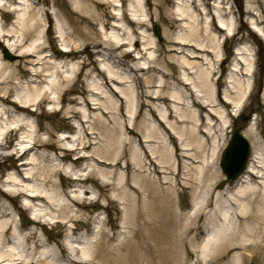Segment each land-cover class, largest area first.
<instances>
[{
    "label": "bare ground",
    "instance_id": "6f19581e",
    "mask_svg": "<svg viewBox=\"0 0 264 264\" xmlns=\"http://www.w3.org/2000/svg\"><path fill=\"white\" fill-rule=\"evenodd\" d=\"M124 1L127 2L126 5ZM70 2L71 9L65 12L64 18L66 20H63L59 18L60 14L56 11V7H60V0H55L53 6H48L47 8H43L42 5L37 8L35 0H0V15L4 17L6 14L5 12L14 15L13 22L9 27L3 28L0 24V41L3 40L5 42V50L8 49L9 51L17 52L23 57H32V66L28 68L30 79L27 83H29V85L35 84V86H32L33 88L24 90L23 95H18L13 98L10 86L12 85L14 88H17V83L20 82V78L17 77V75L19 73L21 74V71L18 67L12 66L0 59V103L2 105L7 104V107H0V119H3V123L0 124V149L6 147V143L1 141L3 136L6 137L13 132L23 130L21 134L23 138L17 144L19 146H17L16 149H20L24 154L28 152L31 149V145L35 143L36 139H33V135L37 130L32 129L26 118H20L15 114H33L35 109L32 106L42 101L44 97L47 96L50 99V94L52 93L59 91L68 93L76 90L74 87L66 90L65 88L72 84L77 77L81 61L73 59L57 60V58H63L80 52L78 49L79 44L74 41L72 38L73 35L89 41L85 46L86 49H88L90 44L99 47L103 43V54L108 58L112 55V51L110 54L109 46L116 49V45L122 46L124 41L130 38H132V42L134 40L133 33L131 30L130 32L127 30L123 31V35L127 36L123 38L121 34L118 33H114L113 37L104 35V40L101 39V43L99 39L100 31L95 32L98 20L104 25L109 24L113 29L121 31L124 30L123 28L125 26L127 27V25L137 23L144 24L146 20L149 19L146 14L147 2H149V0H70ZM175 2L177 5L174 12L177 17H174V13L170 14L168 25L172 28H177L179 22L184 21L183 24L185 28L179 32V35L173 38L170 37L173 40L170 52L176 53L175 55H178V57L183 56L177 60L175 56L173 58L174 62L176 60L183 66V70L181 71L182 76L180 79L173 82L176 88L175 91H170L169 95L164 96L161 94L160 89L147 95L149 99H164L170 102L169 104L161 103L160 106L156 104L155 107L157 109H155V111L159 115V118L152 117V115L148 114L150 115V120L147 121L146 127L143 130L144 132L142 133L144 137L143 141L148 142V144H146L148 146L147 150H144L138 143L131 144L132 138L130 140V146L133 145L134 147L132 151L133 162L136 166L140 167V170L137 172L139 175L138 178H140L141 181H136L137 177H135V183H141L139 184L140 193H143V195L145 194L143 202L144 208H142L139 213V220L142 228L136 232V235L141 237L145 242L148 240L147 244L150 246H152V239L159 243L165 242L171 244L170 247L164 249L167 256L163 264H169L171 262V252L174 254V264H189L188 259L191 256V251L188 247L189 243L186 244L188 242V240L185 241L186 237H180L178 241L174 242L167 234L157 233L161 231L160 227L157 228L158 215L162 211H171L174 206L175 198L169 195V193L171 189H173L172 183L175 182V180L174 177L164 176V181L158 182L157 179H154L155 172H152L153 169L151 165L154 161L163 172H165V169L168 170V173L180 171V163H178V161L183 160L185 156L181 158L178 157V151L172 141V135L176 133L179 140H181L180 146L185 150V155H192L194 159L201 161V165L195 166L194 168V170L198 171V176L193 179L191 175V178L195 180L194 183H199L200 185L193 186L194 204L184 215L186 219H190L192 222L190 227L186 226V228H189L187 229V233L191 232L193 234L190 239L193 241L197 239L204 227L212 228L211 233L198 244L201 249V254L196 261L203 263L206 260L205 257L211 255H214L213 259H216V249L221 245V249L225 248V253L221 259L230 256L232 259L231 264H264V151L261 149L262 146L258 145L260 143L263 144L264 139L262 141L263 137L260 136L259 140L256 138L257 134L252 126H248L244 130V134L251 138L253 145L252 159L245 173L235 181L234 185L231 186V188H226L225 191H221L218 190L221 170L216 167L219 163V154L216 156L215 163L207 161L205 157V139L203 135L200 134L202 132L208 133V135L213 138L212 142L216 143L218 139L214 136L212 130L213 118L221 119L225 117L224 115L227 113L228 108L232 106L234 108L231 113L234 116L239 115L242 111L244 102L252 85V74L254 71L253 54L247 44L237 45L235 47V58L233 66L230 67L227 89L224 92V100L222 101L220 96L218 97L219 89L216 85L215 73L217 72L218 63L222 61L223 58L221 43L224 42L228 36L232 37L236 33L237 21L233 13V6L230 0H214L212 3L213 10L209 12L208 6L202 0H176ZM41 3L43 5L46 3L48 4V0H41ZM109 6L113 7L112 12L106 11ZM61 7L64 8V5ZM101 10L105 11V13L98 15ZM83 13H86V15H83ZM110 14L113 18V22L111 23L109 20L107 21L104 19L105 16ZM52 15L55 16L56 20L55 28L57 31V38L62 41V47L59 50L57 49V51H59L57 53L46 50L47 46L45 45L43 35L46 18H50V16L54 17ZM68 22L69 24L72 23L73 32L68 30ZM201 22L204 23L206 29L204 27H202V29L199 27ZM213 24H215L216 28H214ZM255 26V28L260 29L262 32V29L257 27L256 23ZM217 28H219V31L223 32L220 33L216 31ZM101 29H103V25H101ZM160 30V26L155 24L151 31L153 34H150V38H146L144 31L141 30L143 33L141 38L142 49L145 57H142V53L137 52L136 56L140 57L142 64H134V67L137 68L142 66L141 68L143 69L149 68L150 60H152V62L154 61V63L156 62L155 58L157 56L155 48L157 47V34ZM260 35L264 37L263 32ZM204 36H206V38H203ZM188 45H192L200 51H203L201 57L202 63L193 61L195 58L194 56H192V58L190 54H185V52H183ZM42 50L46 52H41ZM189 53L192 54L194 52L189 51ZM125 55L132 56L130 52ZM10 56L12 57L15 55L10 53ZM9 60H11L10 57ZM45 63H49L50 66H46ZM38 64H40L39 67H35ZM101 66L102 68L100 67V69L105 71V67L108 65L102 62ZM160 66L165 68L169 67V64H161ZM195 66L198 67V84L197 81L194 83L192 82L190 73L185 70L186 68L193 70ZM118 71L119 69L113 70L112 67L107 68L108 74L110 77H113V79L117 78V81L121 83H126L130 80L131 76L125 75V73L122 74ZM88 74L90 78L87 83V98L78 102L79 104L81 103V105L77 110L75 107L67 109L69 118L74 117L76 114H80L83 121L88 122L96 115L90 110V107L101 109V117L106 116L109 112H114L115 114L111 115L113 119L122 118L123 113L119 107V100H121L125 103V114L128 115L130 121L133 122V119L138 116L137 109L144 105V100H140V96L137 93V87L131 83L127 89L116 87L118 90L115 92H117V96H119V99H117L111 96L109 91L102 89L103 86L101 83L106 85L104 81L102 82L97 77L95 81L92 70L88 71ZM241 74L243 76H241ZM245 76L247 78H242ZM164 77L165 74L156 78V87L162 88L168 84V80ZM2 84L6 86H2ZM191 84L197 94V98L205 105H201V108L204 109V107H206L208 109L205 123L202 122V116L194 102V98L186 97L183 94V91L188 89L187 85ZM198 85L201 88H199ZM99 98H102L105 102H101ZM71 101L77 102V99L74 98L71 99ZM51 108L55 107L51 106ZM173 111L177 114V117L180 118L179 121L184 122L183 124H179L178 119L176 122L170 120ZM13 114L14 117L10 118ZM4 119H6V121H4ZM223 119L224 122H228L227 119ZM201 124L202 128H200ZM132 126L133 124L131 126H128L127 123L122 124L123 134L125 135V133H128L129 135L133 129ZM92 127L91 125L89 126V133H92ZM178 127L179 129H177ZM113 128H106L109 135L116 132ZM224 129L225 126L223 130ZM186 134H189L187 138L184 137ZM68 137H70L68 134H61L62 139ZM152 138L159 139V143L156 144L157 141ZM42 145L47 146L48 143L42 142ZM106 146H108V152L114 155L120 154V150L114 147L113 139L107 143ZM72 149H75V147L72 146ZM213 151L210 161H213L217 154L218 147L216 144ZM148 155L150 157H148ZM29 160L30 158L22 161L21 165H27L30 163ZM186 167L187 162L185 161L183 163V168ZM88 168L89 169H86L85 172H74L72 174L73 178L87 181L89 178L83 177V175L87 176L90 173L89 171L91 169L90 167ZM98 174L103 178V181L112 180L111 170H98ZM16 179L13 173L7 174L5 182L0 188V203L6 200L11 202L18 195H26L35 199L43 197L48 203L51 200L54 202L51 195H49L51 198L48 197V199L41 193H29L24 190L14 191L12 186L17 184ZM123 181V176L120 175L118 177L119 184ZM162 183L166 184L163 189L159 187V184ZM162 191L165 193L164 195L161 194ZM121 195L122 197L127 196L125 193ZM126 199L127 198L124 197L122 203L125 205L124 210H126V213H129L132 208L131 199L129 200L128 198L129 203L124 201ZM71 200L79 206L87 205L82 203L81 199L78 197H73ZM209 207L211 208L206 215L205 223L197 225L199 213ZM171 212L175 214L174 210ZM18 216L16 215V218ZM45 216H48L51 222H57L60 219V217L55 214L47 215L45 213L40 214L36 211L33 212L34 220L37 223H41L42 220L40 217ZM153 216L155 217L154 221ZM20 226L21 225L16 222L15 216L11 212L6 208L0 210V264H60L59 262H53V260H56V258H54L57 254L56 249L47 246L45 247L46 249L43 248L42 245L48 243L41 241V239L37 237L36 231H29L21 235V233H19L21 230ZM82 235V237L75 238V243L72 242L62 248L60 245H57L61 248L58 255L62 256L61 252H65L67 253L66 256L69 258V263L85 264L95 253H103L102 256L103 258L106 256L107 261L115 250L118 251L117 248L113 246L109 247V244H103L96 249L93 243L95 237L93 238L86 234ZM69 238L70 234L68 235L67 241ZM128 241L130 240L128 239ZM156 242L155 246L157 245ZM14 244L18 247L15 248ZM174 246H176L175 250H173ZM49 250L53 253L48 252ZM79 251L81 256L76 257L75 253ZM50 256H53V258ZM133 257L132 264H139V262H142L140 256L137 257L134 255Z\"/></svg>",
    "mask_w": 264,
    "mask_h": 264
},
{
    "label": "rangeland",
    "instance_id": "374dc122",
    "mask_svg": "<svg viewBox=\"0 0 264 264\" xmlns=\"http://www.w3.org/2000/svg\"><path fill=\"white\" fill-rule=\"evenodd\" d=\"M175 1L176 0H150L147 2L146 7V14L149 19H147L144 24L137 23L127 25V27L125 26L123 28L124 30L121 31L113 29L109 24L104 25L98 20L95 32L100 31L99 39L101 43V39L104 40V35L113 37L114 33H118L121 34V37L123 38L127 37L126 35H123V31L127 30L130 32L131 30L133 33V42H131L132 38H130L124 43V45H116V49L109 46L110 54L112 51L113 56L111 55L108 58L103 54V43L99 47L90 44L88 49H86L85 46L89 41L73 35L72 38L79 44L78 49L80 52H76L63 58H57V60L73 59L82 62H80L77 77L72 84L65 88L66 90L74 87L76 90L68 93H65V91L52 93L50 94V99L47 96L44 97L42 101L38 102L35 106H32L35 109L33 114H15L20 118H26L32 129L37 130L33 135V139H36L35 143L31 145V149L21 157H19L20 152H17L19 150L16 148L19 146L17 145L19 141L23 138L21 137L23 130L2 137L1 141L6 143V147L0 149V188L5 182L7 174L13 173L17 178V184L12 186L14 191L24 190L29 193H41L47 198L51 195L54 202L51 200L48 203L43 197L35 199L26 195H18L11 202L6 200L5 202L0 203V210L6 208L15 216L16 222L22 226H20L21 230L19 231L21 235L23 233L26 234V232L29 231H36L37 237L40 238L41 241L48 243H44L42 245L43 248L47 246L56 249L57 254L54 256L56 260H53V262L71 264L68 261L69 258L66 256L67 253L61 252L62 256H59L58 252H60L62 247L67 246L72 242L75 243V238L82 237V234H86L87 236L95 237L93 243L96 246V249L103 244H109V247L113 246L117 248L118 251L115 250L107 261L106 256L103 258V253H95L85 264H132V257L134 255L142 258V262H139V264L164 263L163 261L167 256L164 249L170 247L171 244L165 242L159 243L152 239V246H150L147 244L148 240L145 242L141 237L136 235V232L142 228L139 220V213L140 210L144 208L143 202L145 194L143 195V193H140L139 184L141 183H135V177H137L136 181H141V179L138 178L139 175L137 172L140 170V167L136 166L133 162L132 151L134 150V147L133 145L130 146V140L132 138L131 144L138 143L144 150H147L148 146L146 144H148V142L143 141L144 137L142 133L144 132L143 130L146 127L147 121L150 120L149 116L152 115V117L159 118V115L155 111V109H157L155 107L156 104L160 106L161 103H170L169 100L164 99H149V96L147 95L149 93L152 94L153 91L158 89L161 90V94L164 96L169 95V92L175 91L176 88L173 82L177 81L182 76L181 71L183 70V66H181V63L176 60L183 56L178 57V55H175L176 53L170 52V48L173 45L172 38L179 35V32L185 28L183 24L184 21H180L177 28H172L168 25L170 14L174 13V17H177L174 12L177 5ZM202 1L208 6L209 12H212V3L214 0ZM35 2L37 8H39L40 5H42L43 8H47L48 6H53L55 0H48V4L46 3L45 5L41 3V0H35ZM60 2V7H56V11L60 14L59 18L66 20L64 15L66 11L71 9V2L70 0H60ZM126 3L127 2L124 1L125 5ZM230 3L233 6V13L236 17L235 20L237 21L235 29L236 34L232 37H227L223 53L226 60L223 63L221 62V64L218 63L216 69L217 72L215 73V75L218 76L220 73L219 70H222V76L217 84L220 99L223 101L224 92L227 89L230 67L233 66L235 47L237 45L247 44L250 47L254 57V71L252 74L251 89L249 95L246 97L242 111L239 115L234 116L231 113L234 108L232 106L228 108L227 113L224 115L225 117H223L227 120L231 119L233 125L225 127L223 130L226 123L223 121L224 119L213 118L212 130L214 136L218 139L216 143L212 142L213 138H211L208 133H200L205 139V157L210 163H215L216 156L224 151L226 143L230 140L233 129L236 127L247 128L248 126H252L257 134L256 138L259 140L260 136L263 137L262 141L264 139V37L260 35L262 32L264 33V0H230ZM62 5H64V8L61 7ZM106 11L112 12L113 7L109 6ZM5 13L4 17L3 15H0V24L3 28L9 27L14 19L12 13ZM103 13H105V11L101 10L98 15ZM83 15H86V13H83ZM104 19L107 21L109 20L110 23L113 22L111 14L105 16ZM255 23L257 24V27L262 29V32L260 29L255 28ZM155 24L160 26L162 32V40H157V47L155 48L157 56L155 58L156 62L154 63V61L152 62V60H150L149 68L143 69L141 68L142 66L136 68L134 67V64H142L140 57L136 56L137 52L142 53V57H145L142 49L141 38L143 33L141 30L144 31L146 38H150V34H153L151 31ZM55 25V16L46 18L45 32L43 35L45 45L47 46L46 50H51L52 52L57 53L59 52L57 49L59 50L62 47V41L57 38ZM101 25H103V29H101ZM213 26L216 28L215 24H213ZM199 27L201 29L202 27L206 29L203 22L200 23ZM72 29V23L69 24L68 22V30L73 32ZM216 31H219V28H217ZM219 32L222 33L223 31ZM203 38H206V36ZM187 47L183 52H185V54H190L191 57L194 56L196 59L194 58L193 61H199L202 63L201 57L203 51H200L192 45H188ZM4 51L5 42L2 40L0 41V59L12 66L18 67L21 71V74L19 73L17 75V77L20 78V82L17 83V88H14L12 85L10 86L12 89V97L15 98L18 95H23L24 90L35 86V84L29 85V83H27L30 79L28 68L32 66V57H23L17 52L11 51L15 56L13 59L9 60L4 56ZM189 51L194 53L191 54ZM41 52L46 51L42 50ZM128 52H130L132 56H126L125 54ZM174 56L176 58L175 62L173 60ZM102 62H105V64L108 65L105 67V71L100 69V67L102 68ZM167 63L169 64V67L162 68L160 66L161 64L163 65ZM45 64L46 66H50L49 63ZM39 65L40 64L35 67H39ZM108 67H112L113 70L119 69L118 72L131 76L133 81L130 78L129 81L131 82L127 81L126 83H121L120 81H117V78L113 79V77H110L107 72ZM197 69L198 67L195 66L193 68L194 71L188 68L185 70L190 73L192 82L194 83L197 81L198 84ZM91 70L95 77V81L99 78V80L102 82L104 81L106 84L104 85L101 83L103 86L102 89L109 91L110 95L117 99H119V96H117V92L115 91L118 90V87L127 89L130 83L137 87V93L140 96V100H144V105L137 109L138 116L133 119V122L130 121V117L125 114V103L121 100H119V107L123 113L122 118L113 119L111 115L115 114L114 112H109L106 116L101 117V109H94L93 107H90V110L96 115H94L88 122L83 121L80 114H76L74 117L69 118L67 109L75 107L77 110L81 105V103L79 104L78 102L87 98V83L90 78L88 71ZM164 74V78L168 80V84L162 88L156 87V78ZM241 76L243 75L241 74ZM242 78L245 79L247 77L245 76ZM2 86L6 85L2 84ZM198 87L201 88L199 85ZM187 88L188 89H185L186 91H183L184 96L194 98V102L202 116V122L205 123L207 120L206 114L208 113V109L206 107H204V109L201 108L204 103L200 102L197 98V94L193 89L192 84L187 85ZM74 98L77 99V102L71 101V99ZM99 100L105 102L102 98H99ZM51 106H54L56 109L51 108ZM0 107H7V104L2 105L0 103ZM242 115L246 116L247 119L243 120L241 118ZM13 117L14 114L10 118ZM177 119L179 124L184 123L179 121L180 118H178L177 114L173 111L170 120L176 122ZM4 121H6V119H4ZM129 121L133 124V129L131 130V133L126 136L123 134L122 124L127 123L128 126H131L132 124ZM2 123L3 119H0V124ZM90 125L91 127L93 125L92 133H89ZM107 126L114 127L113 129L116 132L109 135L106 130V128H108ZM200 128H202V124L200 125ZM177 129H179V127ZM61 134H68L70 137L62 139ZM188 135L189 134H186L184 137L187 138ZM248 138L251 140L250 137ZM112 139L115 149L120 150L119 155H114L113 153L108 152V146L106 145ZM152 139L154 140L155 138ZM155 140L157 141L156 144H158L159 139ZM172 141L178 151V157L181 158L182 156H185L183 160L178 161V163H180V171H172V173H168V170L165 169V172H163L154 161L151 165V168L153 169L152 172L154 171V175L157 177H154V179H157L158 182H163L164 176L174 177L175 180V182L172 183L173 189H171V192L169 193V195H172V197L175 198L174 206L172 207L175 214H173L171 210L168 212L162 211L158 215L157 228L160 227L161 231L157 233L167 234L174 242L178 241L180 237H186L185 241L188 240L186 244L189 243L188 247L191 251V256L188 259L189 264H231L232 259L230 256L221 259L225 253V248L221 249V245L216 249V259H213L214 255H211L206 256V260L203 263L196 261L201 254V249L198 244L212 231L211 227H204L197 239L191 241L190 239L193 234L191 232L187 233V229L189 228H186V226L190 227L192 222L184 216L194 204L193 186L200 185L199 183H194L195 180L193 179L198 176V171L194 170V168L195 166L201 165V161H197L198 159H194L192 155H185V150L180 146L181 140H179L176 133L172 135ZM42 142H47L48 145L43 146ZM215 144L218 147V151L214 160L210 161L211 153L214 152ZM258 145H261V149L264 151V141L263 144L260 143ZM72 146L75 147V149H72ZM148 157L150 156L148 155ZM28 158H30V163L22 166L21 162ZM185 161L187 162V167L183 168V163ZM88 167L91 169L89 171L90 173L87 176L83 175V177L89 178L87 181L73 178L72 174L74 172H85L86 169H89ZM216 167L221 170L218 190L225 191L226 188H231V185H233L232 181L226 180V176L219 163ZM98 170H111L112 180L103 181V178L98 174ZM120 175L123 176L124 180L121 184L118 182V177ZM191 175L193 179L191 178ZM165 185V183H162L159 184V187L163 189L165 188ZM122 193H125L127 196L122 197ZM161 194L164 195L165 193L162 191ZM73 197L80 198L81 202L87 205H76L71 200ZM124 197L127 198L124 200L126 203H129V200L131 199L130 202L132 208L129 213H126V210H124L125 205L122 203ZM210 208L211 207L206 208L199 213L196 223L197 225L205 223V218ZM35 211L40 214H55L60 217V219L57 222H51L50 219H48V216H45L40 217L42 220L41 223H37L33 217V212ZM16 215L19 216L16 218ZM154 220L155 217L153 216V221ZM69 234L70 241L68 239V242L67 238ZM128 239L130 241H128ZM154 241L157 244L156 246ZM57 245H60L61 248ZM17 247L18 246L16 245L15 248ZM175 249L176 246L173 247V250ZM48 252H51V250ZM75 254L76 257L81 256L80 251ZM50 257L53 258V256ZM170 260L171 262L169 264L175 263L173 252L170 254Z\"/></svg>",
    "mask_w": 264,
    "mask_h": 264
},
{
    "label": "water",
    "instance_id": "95a60500",
    "mask_svg": "<svg viewBox=\"0 0 264 264\" xmlns=\"http://www.w3.org/2000/svg\"><path fill=\"white\" fill-rule=\"evenodd\" d=\"M160 37V32L157 34ZM10 57L8 52H5ZM251 147L247 138L237 129L226 152L223 167L229 177L236 178L244 169L250 155Z\"/></svg>",
    "mask_w": 264,
    "mask_h": 264
}]
</instances>
